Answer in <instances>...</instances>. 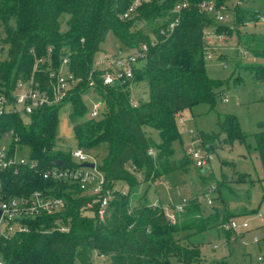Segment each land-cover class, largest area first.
Returning a JSON list of instances; mask_svg holds the SVG:
<instances>
[{"label":"trees","instance_id":"1","mask_svg":"<svg viewBox=\"0 0 264 264\" xmlns=\"http://www.w3.org/2000/svg\"><path fill=\"white\" fill-rule=\"evenodd\" d=\"M179 1L182 0H145L136 6L134 14L121 18L131 0H0L1 42L7 46V58L0 61V89L5 94L17 79L30 76L44 87L48 71L56 70L63 58H66L65 69L79 78L59 103L35 109L26 121L11 112L1 115L0 137L10 133L12 144L26 147L29 158L41 170L74 167L70 156L73 148L84 152L101 148L103 155L97 169L107 187L116 183L127 186L125 195L114 193L104 218L98 220L97 203L86 208L93 198L80 195L75 187L42 180L35 170L21 169L16 175L5 172L1 180L5 195L19 196L47 189L64 200L65 209L31 223L29 233L0 242L2 264H73L74 261L88 264L90 251L107 257L109 264H223L220 260H201L200 244L189 238L222 226L229 217L213 221L192 199L186 201L183 211L171 224L158 206L128 204L131 189L138 185L134 173L140 172L143 182L153 184L170 172H186V161L169 160L172 143L179 140L176 119L181 110L194 104L212 106L218 95L216 89L223 84L205 73L204 29L213 28L218 34L224 30L230 35L234 33L240 50L246 44L241 38L249 37L259 42L258 48H249V54L264 58V35H257L251 29L260 21L257 10L241 6L242 0L234 3L230 9L233 23L229 27L198 11L201 1H212L219 6L222 0H184L185 7L178 13L172 12ZM63 15L65 28L61 30ZM175 17L178 22L172 32L166 37L159 36L158 30ZM134 21L146 23L147 29H132ZM107 32L128 50L151 37L157 39L153 46H148L143 63L133 69L131 80L101 84V70L93 66V56ZM237 67L240 66L236 64ZM243 68L250 69L253 79L264 84V63L255 62ZM89 72L93 90L104 105L98 119L85 117L87 109L82 96L89 91ZM136 82L144 83L146 97L137 99L136 105L131 106L129 85ZM66 104L70 118H83L71 127L72 148L59 146L57 139L59 110ZM145 128L156 132L158 143L145 133ZM256 129L254 150L264 180V120L256 124ZM218 130L225 145L244 141L233 115L222 116ZM217 139V134L195 135V140L205 147ZM57 162L60 164L55 165ZM259 206L264 213V192ZM57 223L67 227V231L55 230ZM186 231L188 235L175 238L179 232ZM261 232L264 255V223Z\"/></svg>","mask_w":264,"mask_h":264},{"label":"rangeland","instance_id":"2","mask_svg":"<svg viewBox=\"0 0 264 264\" xmlns=\"http://www.w3.org/2000/svg\"><path fill=\"white\" fill-rule=\"evenodd\" d=\"M234 2L235 0H222L221 5L230 11ZM241 6L259 12L256 17L260 21L251 29L257 35H264V0H242ZM65 19L64 15L60 19L61 30L65 28ZM232 23L233 18L229 12V19L223 25L230 27ZM133 24L132 29H147L144 22L134 21ZM239 27L243 30V25ZM222 35L224 38L222 42L213 39L206 41L211 58L204 59L205 73L209 78L223 81V84L216 89L218 95L215 96L213 105L194 104L181 110L176 119L179 140L172 143L169 160L186 161V172H170L153 184L143 182L140 172L134 173L138 185L131 189L128 204L130 207L136 203L158 206L174 213L173 207L178 206L182 200L196 199L200 208L206 212V215H210L213 221L220 222L222 218L229 217V220L237 223L246 222V229L230 231L219 225L189 240L200 244V259L203 261L214 259L222 261L223 264H255L257 257H264L261 245L264 213L259 206L264 192V180L253 140V134L257 131L256 124L264 120V84L256 82L250 69L243 67L255 62L264 63V58L252 57L249 54V48H258L259 42L243 36L241 41H245L246 44L244 47L240 45L242 46L240 50L236 46L234 33L230 35L228 30H224ZM2 38L0 27V61L7 58V46L2 44ZM118 49L122 53L128 52V49L122 46L111 32H107L104 41L99 45V51L93 56V66L104 68L103 56L117 52ZM243 51H245L244 56H242ZM219 57L223 58L225 66L222 65ZM235 61L240 67L236 68ZM145 89L143 82L131 83L129 94L133 100L144 99ZM86 96H94V94L89 91L88 95L82 96L87 109L85 117L91 106ZM68 112V104L59 110L57 139L59 146L68 145L72 148L74 141L71 127L83 118H70ZM228 114L235 116L240 132L245 137L244 141H234L230 146L223 143V134L218 130V122L222 116ZM21 119L26 121L25 118ZM144 131L155 143H158L155 131L149 128H145ZM199 132L217 134L218 139L206 147L202 146L195 140V135ZM2 140L1 136L0 147L14 149L17 159L29 161V151L26 147L15 146L10 140ZM187 148L196 150L201 157L208 156L200 169L195 168L185 155L184 151ZM85 153L95 157L98 162L103 150L97 148ZM203 169L207 170L205 174L201 173ZM124 186L127 188L126 185ZM207 200L210 201L209 204ZM188 233L179 232L175 238L186 236ZM227 235L230 238H224ZM73 264L79 263L74 261ZM88 264H109V261L107 257H100L95 251H90Z\"/></svg>","mask_w":264,"mask_h":264},{"label":"built area","instance_id":"3","mask_svg":"<svg viewBox=\"0 0 264 264\" xmlns=\"http://www.w3.org/2000/svg\"><path fill=\"white\" fill-rule=\"evenodd\" d=\"M142 1L145 0H131V3L120 17H130L134 14L136 6ZM234 3H239V0H235ZM185 5L184 0L177 2L173 6L172 12L178 13ZM198 11L212 16L217 22H226L229 19V12H231L223 5L216 6L212 1H201L198 4ZM177 22L178 18L175 17L164 28L158 30V35L161 37L168 36ZM202 37L205 42L212 39L218 42L223 40V35L214 32L213 28L210 27L204 29ZM156 41V38L151 37L148 42H141L126 53L119 51L103 56L105 67L98 68L101 70L99 74L101 84L110 85L114 82L131 80L133 69L143 63L148 46H153ZM209 51L210 49L206 44L204 50L205 59L211 58ZM65 63L66 58H63L56 70L48 71L44 87L40 86L30 76L24 80L17 79L7 94L0 89V116L11 112V114H17L20 118H26L37 108L59 103L66 93L79 81V78L74 77L72 73L65 69ZM222 65L225 66L223 62ZM87 79L89 91L94 96H86V99L91 102L86 118L98 119L101 116L104 105L93 90L94 82L90 78V72ZM85 95H88V93L83 96ZM222 99L226 100V98ZM129 104L131 106L136 105V100H133L131 94H129ZM2 137V141H11L10 133H4ZM184 153L195 168L200 169L205 164V159H208V156L204 155L201 157L196 150L191 148H187ZM148 154L151 155L152 152L148 151ZM70 156L71 160L75 163V166L72 168L52 167L41 170L36 168L35 162L30 158L27 162L17 159L14 149L9 150L0 147V242H7L14 237L29 233L31 223L62 213L65 209L64 200L51 195L47 189H36L19 196L5 195L1 186L2 174L5 172L16 175L21 169H26L27 171L35 170L38 171V176L42 180L64 182L67 185L75 187L80 195L93 198L92 201L87 202L86 208H91V203H97L96 215L98 220L104 218L106 208L108 203L113 199L114 193L120 195L126 194L127 188L120 183L107 187L103 174L97 169L98 162L95 160V157L86 154L80 148H73ZM83 164H92V167H82L81 165ZM209 203L210 201L207 200V204ZM185 205L186 201L182 200L178 206L173 207V212L175 214L181 213ZM162 210L166 220L171 224L174 223V213L165 208ZM222 227L226 230L234 231L246 229L247 224L246 222L237 223L234 220H229ZM55 230L66 232L67 227L57 223ZM0 264H2L1 261ZM255 264H264V257H257Z\"/></svg>","mask_w":264,"mask_h":264},{"label":"water","instance_id":"4","mask_svg":"<svg viewBox=\"0 0 264 264\" xmlns=\"http://www.w3.org/2000/svg\"><path fill=\"white\" fill-rule=\"evenodd\" d=\"M55 165H59L60 164V162H57V163H54ZM82 167H89V168H91L92 167V164H83V165H81ZM207 172V170L206 169H203L202 171H201V173L202 174H205Z\"/></svg>","mask_w":264,"mask_h":264},{"label":"crops","instance_id":"5","mask_svg":"<svg viewBox=\"0 0 264 264\" xmlns=\"http://www.w3.org/2000/svg\"><path fill=\"white\" fill-rule=\"evenodd\" d=\"M224 39V38H223ZM223 41V40H222ZM222 41H220V42H222Z\"/></svg>","mask_w":264,"mask_h":264}]
</instances>
